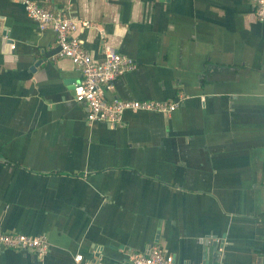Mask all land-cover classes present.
I'll return each mask as SVG.
<instances>
[{"label": "crops", "instance_id": "crops-1", "mask_svg": "<svg viewBox=\"0 0 264 264\" xmlns=\"http://www.w3.org/2000/svg\"><path fill=\"white\" fill-rule=\"evenodd\" d=\"M90 21L74 33L137 67L105 98L183 97L172 113L90 121L82 71L18 0H0V227L46 255L0 264H122L161 246L183 264L264 256V21L256 0H37Z\"/></svg>", "mask_w": 264, "mask_h": 264}, {"label": "built area", "instance_id": "built-area-1", "mask_svg": "<svg viewBox=\"0 0 264 264\" xmlns=\"http://www.w3.org/2000/svg\"><path fill=\"white\" fill-rule=\"evenodd\" d=\"M27 14L38 24L41 30L50 28L56 34L58 46L56 56L67 57L79 67L83 78L74 84L75 99L88 107L90 121H103L116 126L123 121L126 112H161L170 114L182 102L183 97L162 100H138L105 98L104 91L112 87L121 74L134 70L136 61L113 47L104 44L103 57L95 59L86 51L81 40L74 36L79 29L91 26L90 21L49 9L37 0H18ZM256 17L264 21V0H256ZM0 248L31 251L44 256L50 248V241L45 234L31 235L22 232H7L0 227ZM76 264H103L97 259H87L82 254L75 256ZM122 264H183L176 257L165 251L161 246L154 245L147 252H134ZM209 264V263H203ZM218 264V263H212Z\"/></svg>", "mask_w": 264, "mask_h": 264}, {"label": "water", "instance_id": "water-1", "mask_svg": "<svg viewBox=\"0 0 264 264\" xmlns=\"http://www.w3.org/2000/svg\"><path fill=\"white\" fill-rule=\"evenodd\" d=\"M258 264H264V256H261L257 259Z\"/></svg>", "mask_w": 264, "mask_h": 264}]
</instances>
